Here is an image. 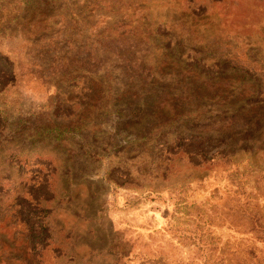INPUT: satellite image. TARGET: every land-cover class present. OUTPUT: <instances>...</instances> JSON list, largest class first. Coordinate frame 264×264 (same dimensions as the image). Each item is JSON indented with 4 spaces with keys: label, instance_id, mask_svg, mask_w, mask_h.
<instances>
[{
    "label": "rangeland",
    "instance_id": "1",
    "mask_svg": "<svg viewBox=\"0 0 264 264\" xmlns=\"http://www.w3.org/2000/svg\"><path fill=\"white\" fill-rule=\"evenodd\" d=\"M200 73L264 92V0H0V264H264V106L175 142Z\"/></svg>",
    "mask_w": 264,
    "mask_h": 264
},
{
    "label": "trees",
    "instance_id": "2",
    "mask_svg": "<svg viewBox=\"0 0 264 264\" xmlns=\"http://www.w3.org/2000/svg\"><path fill=\"white\" fill-rule=\"evenodd\" d=\"M239 73L227 82L217 75L200 73L202 89L198 92L202 94L201 98L205 101L202 107L204 110L202 112L198 109L193 110L189 117L192 121L203 116L206 124H203L200 133H195V135L193 133L188 136L184 134L186 137H183L182 134L176 133L175 142L180 141L186 144L190 142L196 146L206 145L214 149L219 147V150L213 154H220L237 140L246 142L250 139V128L258 121L256 119L259 116L258 106H264V92L258 82L256 87L245 82L240 89L236 84L243 76ZM167 123L172 124L168 121ZM242 129L245 133L239 139L236 135ZM222 144L223 147H220Z\"/></svg>",
    "mask_w": 264,
    "mask_h": 264
}]
</instances>
